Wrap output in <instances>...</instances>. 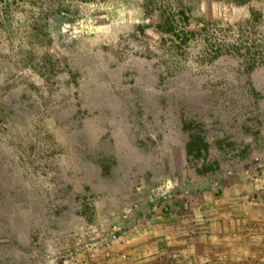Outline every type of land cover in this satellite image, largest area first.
<instances>
[{"label":"rangeland","instance_id":"1","mask_svg":"<svg viewBox=\"0 0 264 264\" xmlns=\"http://www.w3.org/2000/svg\"><path fill=\"white\" fill-rule=\"evenodd\" d=\"M39 1L0 0V264H264V65L222 44L264 0L192 3L206 59L135 0Z\"/></svg>","mask_w":264,"mask_h":264},{"label":"trees","instance_id":"2","mask_svg":"<svg viewBox=\"0 0 264 264\" xmlns=\"http://www.w3.org/2000/svg\"><path fill=\"white\" fill-rule=\"evenodd\" d=\"M42 1L43 3H41ZM40 4L47 5L57 4L59 0H40ZM93 0H80L82 3H90ZM140 3L144 16L152 21L153 28L160 35L161 41L170 48L184 49L191 43L202 42L205 50L201 51L204 59L208 57L217 58L220 49L215 51L209 50L213 38L208 37L209 32L216 29L218 22L213 20H203L199 22L197 32L191 31V5L200 0H135ZM221 1L227 4L241 6L254 0H212ZM43 8V7H42ZM46 8H48L46 6ZM227 31L233 38L224 46H230L232 52L242 59H248L251 54L250 50L258 48L255 52L256 59L264 65V27L260 25V17L256 12H251L250 17L243 19L233 26H227ZM219 46V45H218ZM221 46V45H220ZM184 47V48H183Z\"/></svg>","mask_w":264,"mask_h":264}]
</instances>
